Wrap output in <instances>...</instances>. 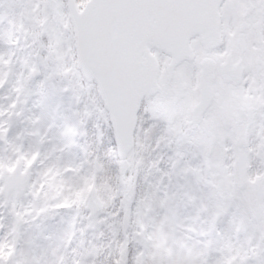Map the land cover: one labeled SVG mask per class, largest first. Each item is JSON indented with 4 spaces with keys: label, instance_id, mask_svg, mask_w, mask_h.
<instances>
[{
    "label": "snow or ice",
    "instance_id": "obj_1",
    "mask_svg": "<svg viewBox=\"0 0 264 264\" xmlns=\"http://www.w3.org/2000/svg\"><path fill=\"white\" fill-rule=\"evenodd\" d=\"M0 264H264V0H0Z\"/></svg>",
    "mask_w": 264,
    "mask_h": 264
}]
</instances>
